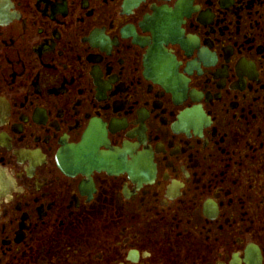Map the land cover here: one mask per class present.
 <instances>
[{
  "label": "flooded vegetation",
  "instance_id": "1",
  "mask_svg": "<svg viewBox=\"0 0 264 264\" xmlns=\"http://www.w3.org/2000/svg\"><path fill=\"white\" fill-rule=\"evenodd\" d=\"M0 264H264V0H0Z\"/></svg>",
  "mask_w": 264,
  "mask_h": 264
}]
</instances>
